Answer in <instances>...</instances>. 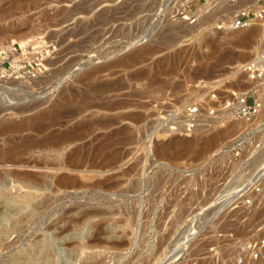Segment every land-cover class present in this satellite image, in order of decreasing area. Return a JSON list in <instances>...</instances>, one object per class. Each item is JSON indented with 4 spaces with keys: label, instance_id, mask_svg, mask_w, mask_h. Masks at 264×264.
<instances>
[{
    "label": "rangeland",
    "instance_id": "374dc122",
    "mask_svg": "<svg viewBox=\"0 0 264 264\" xmlns=\"http://www.w3.org/2000/svg\"><path fill=\"white\" fill-rule=\"evenodd\" d=\"M262 1L0 0V264H233L264 228V187L253 204L234 194L263 108L252 122L203 110L194 127L184 108L215 88L260 90L264 107V80L238 72L264 56V20L232 26ZM82 93L102 109L76 114ZM87 123L59 151L41 142Z\"/></svg>",
    "mask_w": 264,
    "mask_h": 264
},
{
    "label": "built area",
    "instance_id": "2783aa9c",
    "mask_svg": "<svg viewBox=\"0 0 264 264\" xmlns=\"http://www.w3.org/2000/svg\"><path fill=\"white\" fill-rule=\"evenodd\" d=\"M256 18H264V0L256 10H241L233 18V29L248 28ZM243 71L250 80L256 81L264 78V56L253 59L243 64ZM211 82V84L216 83ZM207 101L193 102L187 105L184 110L188 126L194 127L199 115L203 110H207L210 115L222 114L231 116L235 119L251 122L262 108L260 95L252 89L245 92L233 91L225 95L220 93L217 88L211 89L207 96ZM186 127V125H184ZM251 132L264 134V122L259 121L252 126ZM253 153L258 155L264 150V139L253 146ZM252 155L247 160L251 166L245 179L237 176V193L240 199L246 201V205L253 204L256 196L262 194L264 187V158L258 166L252 163ZM256 166V167H255ZM255 167V168H254ZM233 264H264V228L261 235L245 240L239 252L235 255Z\"/></svg>",
    "mask_w": 264,
    "mask_h": 264
},
{
    "label": "bare ground",
    "instance_id": "6f19581e",
    "mask_svg": "<svg viewBox=\"0 0 264 264\" xmlns=\"http://www.w3.org/2000/svg\"><path fill=\"white\" fill-rule=\"evenodd\" d=\"M262 20H264V18H256L252 23H251V25L248 27V28H250V27H252V25H254V22H256V21H262ZM232 26H233V21H232ZM248 28H244V29H248ZM236 30H239V29H236ZM242 30V29H241ZM176 59V58H175ZM239 74H243V75H245L246 77H247V75H246V73L243 71V66L239 69ZM248 78V80L249 81H251V82H261V81H263L264 80V78L263 79H261V80H256V81H252V80H250L249 79V77H247ZM160 87V86H159ZM90 89V88H89ZM103 89V88H102ZM250 89H252V90H254L255 92H257L259 95H260V97H261V100H262V108H263V110H262V108H261V110H262V112H261V110H260V112L261 113H264V107H263V96H262V92L260 91V90H257V89H254V88H250ZM249 90V89H248ZM93 91V90H92ZM94 91H95V89H94ZM247 91V90H246ZM89 92V91H88ZM97 92V91H96ZM106 92V91H105ZM243 92H245V91H243ZM96 94V93H95ZM91 95V94H90ZM80 98H79V101H77L76 102V104H78V107H75V106H77L74 102V107L76 108V110H77V113L76 114H82V113H84V112H87V111H92V110H96L97 108H101V106L100 105H98V104H96L95 103V99H91L90 97L91 96H88V94L87 93H82L80 96H79ZM127 103V102H126ZM106 105V104H105ZM109 105V104H108ZM104 105L102 104V107H103ZM115 106V105H114ZM124 106V105H123ZM110 107V106H109ZM118 107V106H117ZM74 108V109H75ZM106 108V107H105ZM102 109V108H101ZM107 109V108H106ZM110 109H111V107H110ZM75 111V110H74ZM76 112V111H75ZM94 112V111H93ZM259 112V113H260ZM207 113V112H206ZM258 113V114H259ZM258 114L255 116V117H257L258 116ZM208 115H209V119L210 120H212L213 121V123H217V122H219L220 120H222V119H227L228 121H235V120H237V119H235V118H233V117H231V116H222V114H217V115H210L209 113H208ZM254 117V118H255ZM253 118V119H254ZM187 119V118H186ZM253 121V120H252ZM251 121V122H252ZM248 122V121H247ZM53 123V122H52ZM108 123V122H107ZM34 126V125H33ZM49 126V125H48ZM36 127V126H35ZM91 126H90V124H86V126H85V124H82L79 128H76V130L75 131H71L70 133H64V134H62V135H60V136H51V137H49V138H47V139H45V140H43V141H41L42 142V144L44 145V147H46V148H49V149H57V151H59V150H61V149H63L64 148V146L65 145H71L75 140H81V139H83V138H85L86 136H88L89 134H88V132H89V128H90ZM42 128H44L45 129V127H39L38 129L39 130H42ZM14 130H16V129H14ZM38 130V131H39ZM88 130V131H87ZM17 132V131H16ZM18 132H20L19 130H18ZM43 132V131H42ZM41 133V132H40ZM86 133L88 134V135H86ZM122 140L123 139H118L117 141H112V142H110V141H108V140H104L98 147H93V145H92V143H89L88 145H86V146H82V147H78V148H76L74 151H73V153L70 155V158H69V160H68V162H66L67 163V165L70 167V166H72V167H80V166H83L84 164H86V163H88V162H90V161H93L95 158H97V157H99L100 155H105L106 157L109 155V152L107 151H105L106 150V148H110V147H114L115 145H119L120 143H122ZM27 144H26V146L28 145V143L30 144V142H26ZM98 145V144H97ZM24 146H25V143H24ZM25 146V147H26ZM30 146V145H29ZM28 147V146H27ZM26 147V148H27ZM87 149V150H86ZM105 151V152H104ZM9 151L8 150H1L0 151V154H2V155H7L6 153H8ZM87 153V154H86ZM111 159L113 160V162H118L119 160H120V158H121V154H120V152L118 153V151H115L114 153H112L111 154ZM9 162V161H8ZM11 163V162H10ZM233 195V194H232ZM228 196V195H227ZM226 197V196H225ZM221 198V197H220ZM226 200V199H225ZM192 233V232H191ZM190 235H192V234H190ZM189 236V235H188ZM193 236V235H192ZM191 236V237H192ZM190 237V238H191ZM189 238V237H188ZM188 238H186V239H188ZM189 240V239H188ZM188 242H190V241H188ZM187 243V242H186ZM185 243V244H186ZM173 259V258H172Z\"/></svg>",
    "mask_w": 264,
    "mask_h": 264
}]
</instances>
